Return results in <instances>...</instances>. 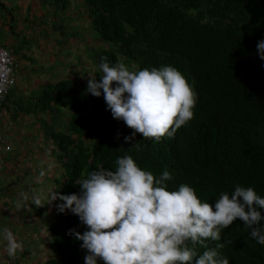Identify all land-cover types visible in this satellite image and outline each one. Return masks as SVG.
I'll return each instance as SVG.
<instances>
[{"label":"trees","instance_id":"1","mask_svg":"<svg viewBox=\"0 0 264 264\" xmlns=\"http://www.w3.org/2000/svg\"><path fill=\"white\" fill-rule=\"evenodd\" d=\"M33 8L0 2V41L29 82L59 71L69 77L23 92L17 83L0 102V125L6 135L37 130L43 140L38 151L50 153L60 170L54 179L42 178L52 180L59 194H79L78 179L100 168L115 170L118 157L131 155L157 178L169 171V190L187 184L202 202L214 204L237 185L264 198V60L257 54V43L264 40V0H43L38 15ZM93 33L98 37L93 39ZM73 40L87 48L74 57L69 52ZM92 40L97 44L87 43ZM52 48L57 52L51 54ZM39 56H47V62ZM101 57L132 71L176 68L196 93L193 118L172 138L156 142L137 133L125 142L133 130L112 117L103 96L86 93L88 76L101 74ZM18 146L16 154L22 151ZM26 149L20 157L8 154L0 179L10 183L11 170L22 176L14 189L5 190L0 182V197L18 200L20 190L41 197L37 179L42 171L30 164ZM36 157L34 151L29 160ZM50 228L58 257L44 264H85L82 242L70 235L73 229L87 230L79 218L56 207ZM216 243L224 245L218 251L229 264H264V246L249 236L242 221L223 229L220 241H207L209 248ZM205 250L196 247L198 255Z\"/></svg>","mask_w":264,"mask_h":264},{"label":"clouds","instance_id":"2","mask_svg":"<svg viewBox=\"0 0 264 264\" xmlns=\"http://www.w3.org/2000/svg\"><path fill=\"white\" fill-rule=\"evenodd\" d=\"M257 54L264 60V40L257 43ZM101 61L99 79L88 76L86 93L103 96L112 117L133 130L131 136L125 137V142L131 143L137 133L145 140L156 142L164 137L172 138L193 118L196 93L176 68L162 66L132 71L124 63L110 64L106 57H101ZM36 134L9 133L8 137L12 146L13 140L18 145L22 140L29 141V159L35 151L37 157L46 162L51 155L38 151L43 140ZM27 147L21 146L22 151ZM22 151L16 154L14 149L12 153L20 157ZM30 162L37 172L42 171L37 181L43 193L40 198L26 195L28 208L21 213L23 217L15 216L13 212L18 204L12 205L14 210L10 211L9 221H20L24 226L30 219L38 225L43 214L41 207L48 200L49 203L56 201L58 213L70 212L87 228L83 234L70 230V235L82 242L80 246L87 252L85 264H229L218 251L224 245L216 243L209 248L207 241H220L222 230L230 228L237 220L243 222L252 239L264 246V198L251 187L237 185L230 194L222 192L214 204L202 202L187 184H181L178 190H169L167 182L173 179L169 171H163L157 178L142 170L131 155H125L117 158L115 170L100 168L90 172L87 178L78 179L75 185L80 188L79 194L62 195L55 191L56 184L52 180L47 182L42 178L45 174L51 177L52 168L37 160ZM4 166L5 162L1 163L0 169ZM14 173H10V181ZM50 184L54 186L52 194L48 192ZM6 201L11 203L12 200ZM34 206L40 210H35ZM44 229L34 228L36 232L31 236L41 237ZM0 235L7 241L8 254L14 255L20 248L14 232L3 228ZM197 245L206 250L198 255Z\"/></svg>","mask_w":264,"mask_h":264},{"label":"rangeland","instance_id":"3","mask_svg":"<svg viewBox=\"0 0 264 264\" xmlns=\"http://www.w3.org/2000/svg\"><path fill=\"white\" fill-rule=\"evenodd\" d=\"M0 2H4L6 3L8 6H15V5H19L22 3L23 7H27L29 6V4H31V6H33L34 14H39L41 12V10L43 9H39L41 8V5L43 4V0H0ZM25 2H27L25 4ZM77 3V2H76ZM78 4V3H77ZM38 8V9H35ZM48 10H50L49 7H47ZM76 7H74L72 9V11L75 10ZM73 15H75V17L77 16V12H73ZM78 27L75 28V30ZM87 35H91L90 31H87ZM95 35L97 36V34L93 33V39L95 38ZM83 37H85L83 35ZM98 37V36H97ZM81 42V41H80ZM87 43L91 44V45H96L97 42L92 40V42L87 41ZM86 43V44H87ZM86 48V45L84 43H79L77 40H73V47L71 48V50L69 52L72 53L73 57L78 55L77 52L80 49L81 52L79 55H81L82 51L84 52ZM87 49V48H86ZM56 53V49L52 48L51 49V54ZM41 54L45 53L44 50H42L40 52ZM40 60L42 62H47V59L45 56V58L42 56H39ZM55 59H57V57H54ZM53 58V59H54ZM54 59V61H55ZM73 59V58H72ZM64 60V59H60ZM41 62V63H42ZM56 62V61H55ZM23 67L20 68V70H18L16 78L17 81L19 83V91L23 92L24 89L25 90H30L33 87H36L38 85L44 84V83H57L59 80L65 78V77H69V75H67V71H59V73L54 76H47V77H42L40 79H38V77L34 76L32 81L29 82V74L27 72H24ZM99 79V78H98ZM28 85H31V87H29ZM28 86V87H27ZM21 130H27L26 127L24 125H22ZM31 134L36 133L37 130L36 129H29V131ZM38 135V133L36 134ZM12 144L14 146L15 150L19 149V146L17 144V142L15 140L12 141ZM29 145V141L26 142L24 140H22V143L20 144V146L23 147H27ZM26 151H30L29 147H27ZM49 157V156H48ZM46 158L45 161L46 162H42L38 157H36V160L39 161L40 164H43V166L49 165V167H51V171L49 172L50 176L52 178H55L56 176H60V170L59 167L57 166L56 161L53 159L51 160L50 158ZM28 161H30L28 159ZM23 164L25 163V161H22ZM30 164L32 165V163L30 162ZM36 170V168H35ZM28 181V180H27ZM0 182L4 185V189L8 190L9 188H13L16 185V180L14 178H12L11 182L9 183V181L7 182L5 179H0ZM0 183V187L2 186V184ZM44 186V183L42 184ZM50 188H48V192L50 194H52L53 192L57 191L59 192L60 188H58L57 186H55V191H52V186L50 184ZM19 188H21V186H19ZM18 192V190H17ZM19 194V195H18ZM18 194L16 196H19V199H13L11 201V203L16 206L18 204L17 210L15 212V216H18L19 214H24L25 211V207H26V203L25 200L28 198L26 197L25 194L22 193V191L20 190V192H18ZM7 195L4 197H0V229L3 228H7L10 231L14 232V236L16 238V241L18 242V244L20 245V248L17 249L16 253L14 255H9L8 251H7V241L3 238L2 235H0V264H44L46 262V260L50 257H58L57 252L51 248L52 245V239H51V230H50V225L52 223V221L54 220V214L56 212V208H55V203L54 202H50V200L47 201L46 205H44L43 207H41L42 209V213L40 215V213L34 212V214H39L40 215V220L38 222V225L31 221H27V223H25L24 226L21 225L20 221L16 222L15 221V217L12 218V220L15 221V223H13L12 221H9L7 215V212L2 213V209H8L5 208L2 204V202H5L4 200H7ZM17 201V202H16ZM19 218V217H18ZM26 218V217H25ZM45 228L44 230H41L40 234L42 235L41 237H37L35 236L34 238L31 236V234L35 233L36 230H34V228ZM28 230V231H27ZM33 230V231H32ZM23 231H26L27 233L24 234ZM30 234V235H29ZM27 257H25V255H27Z\"/></svg>","mask_w":264,"mask_h":264},{"label":"built area","instance_id":"4","mask_svg":"<svg viewBox=\"0 0 264 264\" xmlns=\"http://www.w3.org/2000/svg\"><path fill=\"white\" fill-rule=\"evenodd\" d=\"M20 65L10 52L4 47L0 41V102H3L10 92L17 86L15 75L20 69ZM2 115H0V119ZM14 151L9 141L8 135L5 134L3 126L0 125V164L4 163L8 154Z\"/></svg>","mask_w":264,"mask_h":264},{"label":"crops","instance_id":"5","mask_svg":"<svg viewBox=\"0 0 264 264\" xmlns=\"http://www.w3.org/2000/svg\"><path fill=\"white\" fill-rule=\"evenodd\" d=\"M27 3V2H26ZM25 3V4H26ZM1 170V169H0ZM2 171V170H1ZM17 170H15V173L11 170V172L10 173H14V176H13V178L15 179V180H17L18 178H19V176H18V171L16 172ZM5 202H2V204H3V206L5 207V208H8V209H6V212H7V217H9L10 216V211H11V209H12V211L14 210L13 209V207H12V205H8L7 203V201L6 200H4ZM14 206V205H13ZM12 217H14V214H12L11 215ZM11 221V220H10ZM29 222H31V220L29 219ZM16 224V223H15Z\"/></svg>","mask_w":264,"mask_h":264}]
</instances>
